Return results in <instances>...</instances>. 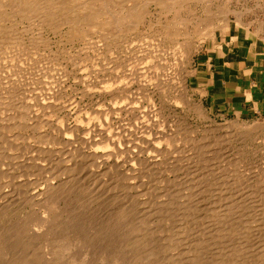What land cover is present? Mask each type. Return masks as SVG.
Wrapping results in <instances>:
<instances>
[{
  "label": "rangeland",
  "instance_id": "1",
  "mask_svg": "<svg viewBox=\"0 0 264 264\" xmlns=\"http://www.w3.org/2000/svg\"><path fill=\"white\" fill-rule=\"evenodd\" d=\"M44 1L59 9L53 18L43 13L39 34L22 10L0 5V30L14 24L36 51L16 56L8 46L13 54L3 56L8 50L1 47L2 79L12 62L35 59L39 75L27 80L26 101L50 95L43 109L31 101L43 128L5 121L0 150L1 136L10 137L9 147L19 145L15 155L43 146V184L53 174L69 180L37 213L43 264H264V118L213 116L194 90L205 49L230 27L264 41V0ZM86 6L100 11L93 24L81 21ZM10 168L0 174L3 186L19 173L37 176ZM34 229L16 241L18 260L37 255L29 247L42 231Z\"/></svg>",
  "mask_w": 264,
  "mask_h": 264
},
{
  "label": "bare ground",
  "instance_id": "2",
  "mask_svg": "<svg viewBox=\"0 0 264 264\" xmlns=\"http://www.w3.org/2000/svg\"><path fill=\"white\" fill-rule=\"evenodd\" d=\"M67 1V0H66ZM143 1V0H142ZM150 1V0H149ZM154 1V0H151V2ZM62 2V1H61ZM146 2V1H145ZM148 2V1H147ZM150 2V3H151ZM47 3V2H46ZM50 4V1L48 2ZM125 3V2H124ZM1 4H5V5H8L6 8H16V9H20L22 10V13L24 14V16L27 17V20L28 21H32V22H38V31L37 33H43V18L45 16H43V13L45 14H48L49 17L51 16L52 18L54 17L53 15H56V11L57 9H59V6L57 7V9L53 8L54 6L56 7V4L54 5V3L52 4V6L48 7V5H45V1H44V5H43V0H0V5ZM85 4V3H84ZM83 5V4H82ZM86 5V4H85ZM45 6V7H44ZM61 6V5H60ZM63 6V5H62ZM138 6V5H137ZM52 7V8H51ZM64 7V6H63ZM133 7V6H132ZM136 7V6H135ZM4 8V9H6ZM75 8H77L75 6ZM91 7H84L83 11L84 10H87L86 13L82 11V13L86 14L84 15V17L81 19L82 22H86L88 24H93L94 21H96L97 18H99L100 16V11H96L95 9H90ZM134 8V7H133ZM62 9V8H61ZM74 9V8H73ZM229 9V8H228ZM19 10V12H20ZM18 12V11H16ZM13 13V12H12ZM63 14L65 12H62ZM58 14V13H57ZM66 14V13H65ZM145 14V13H144ZM189 14V13H188ZM234 14V13H233ZM61 15V14H60ZM58 16V15H57ZM56 16V17H57ZM64 16V15H61V17ZM186 16V15H185ZM48 17V16H47ZM60 17V16H59ZM60 17V18H61ZM78 17V16H77ZM135 18V17H133ZM24 19V18H23ZM12 20V19H11ZM56 20V19H55ZM69 20V19H68ZM136 20V19H135ZM54 21V20H53ZM57 21V20H56ZM64 21V20H63ZM62 21V22H63ZM49 22V21H48ZM47 22V23H48ZM60 22V21H59ZM58 22V23H59ZM69 22V21H68ZM106 22V21H105ZM52 23V22H50ZM66 23H67V19H66ZM177 23V22H176ZM175 23V24H176ZM4 24V23H3ZM18 24V23H17ZM32 24V23H31ZM30 24V25H31ZM35 24V23H34ZM56 24V23H55ZM130 24V23H129ZM36 25V24H35ZM50 25V24H49ZM60 25V24H58ZM57 25V26H58ZM204 25V24H203ZM54 26V25H53ZM56 26V27H57ZM64 26V25H63ZM75 26V25H74ZM137 26V25H135ZM16 26L13 24V26L11 27V31H8L7 30H3L1 29L0 30V49L1 47H6L8 51H6L7 53H3L2 52V49H1V52L0 53H3V56L5 55H8V54H15L16 56L17 55H24L27 56V55H33V53H36V51L34 49H32V46L30 47H27L28 44H25L24 43V39L22 40V37L23 35L21 36L18 32L19 30L17 28H15ZM29 27V26H28ZM31 27H36L34 26L33 24L31 25ZM52 27V26H51ZM55 27V26H54ZM55 27V28H56ZM59 27V26H58ZM124 27V26H123ZM242 27V26H241ZM248 28V27H247ZM24 29V28H23ZM227 30V29H226ZM7 31V32H6ZM25 31V30H24ZM26 31H31V28L30 30H26ZM25 31V32H26ZM35 31V32H36ZM22 32V30H21ZM34 33V32H32ZM28 34V32H27ZM255 34H258V33H255ZM34 35V34H33ZM31 35V36H33ZM42 35V34H41ZM40 35V36H41ZM107 35V34H106ZM187 35H189L187 33ZM36 36V35H35ZM39 36V37H40ZM108 37V36H107ZM116 37V36H114ZM187 37V36H186ZM190 37V36H189ZM31 38H34L31 37ZM38 38V37H37ZM89 38V37H88ZM91 39V38H90ZM28 40V39H27ZM30 41V40H29ZM35 41V40H33ZM38 41H41V40H38ZM89 41V40H88ZM177 41V40H176ZM46 42V41H45ZM72 42V41H71ZM40 43V42H39ZM32 44V43H31ZM33 44H37L39 46V44L36 42V43H33ZM41 44V43H40ZM180 44V42H179ZM185 44V43H184ZM187 44V43H186ZM27 45V46H26ZM36 45V46H37ZM8 46L9 47H12V51L13 53L8 49ZM180 46V45H179ZM177 47V46H176ZM183 48V47H182ZM188 48V46H187ZM177 49V48H176ZM5 50V49H4ZM15 50V52H14ZM186 50V49H184ZM191 50V49H190ZM21 52H24V54H22ZM148 54V53H147ZM164 54V53H162ZM161 54V55H162ZM169 54V53H168ZM173 54V53H172ZM171 54V55H172ZM13 55V58L14 56ZM39 55V53H38ZM37 55V56H38ZM174 55V54H173ZM40 56V55H39ZM24 57V56H23ZM161 57V56H160ZM163 57V56H162ZM169 57V56H168ZM3 58V57H2ZM8 58V57H5L4 60ZM22 58V57H21ZM40 58V57H39ZM43 58V57H42ZM41 58V59H42ZM155 58V57H154ZM10 60V57L8 58ZM18 59H20L18 57ZM23 59V58H22ZM26 59V58H25ZM23 59V60H25ZM30 59V58H29ZM40 59V60H41ZM35 60V59H34ZM33 59H30L28 60L29 63H25L22 62V63H25L24 65L22 66H18V61L17 64L14 63V65H11L10 64V72H9V76H6V77H3L4 79H2V76L0 73V112H1V118H0V130L4 132V130H8L10 126H12L13 128H16V127H21L23 125H26V127H32L31 129H37L38 128H43V115L42 117H39V115H37L35 109H33V106L32 104L35 103L34 101L39 100V107L41 106V109H43V96H44V99H46L47 97V94L46 95H43V91L41 94L39 95H36V97H34V99L30 100L28 103L26 101V97L25 95L28 93V81L31 78H33L31 75L36 73L35 76L39 75L37 74V72L35 71L37 69V65L36 63L34 62ZM10 61H13L12 58ZM9 61V62H10ZM15 61V59H14ZM15 61V62H16ZM22 61V60H21ZM37 61V60H35ZM3 61H0V65H2ZM188 62V61H187ZM5 63V62H4ZM7 64V63H6ZM43 64V63H42ZM5 66L3 65L2 67V70L6 69L4 68ZM1 68V67H0ZM1 70V71H2ZM3 70V71H4ZM40 70V69H39ZM2 71V72H3ZM41 71V70H40ZM6 73V72H5ZM41 73V72H40ZM43 73V72H42ZM7 74V73H6ZM5 74V75H6ZM3 75V74H2ZM42 76V75H41ZM23 77V78H22ZM43 77V76H42ZM38 78V76L36 77ZM41 78V77H40ZM56 79V78H55ZM54 79V80H55ZM37 80V79H36ZM60 80V79H59ZM40 81V80H39ZM30 82V81H29ZM38 82V80H37ZM28 83V84H27ZM35 83V82H33ZM41 83V82H40ZM50 84V83H49ZM32 85V83H31ZM41 86V85H40ZM31 87V86H30ZM33 87V86H32ZM42 87V86H41ZM35 88V87H34ZM30 89V88H29ZM42 89V88H41ZM44 89V88H43ZM46 89V88H45ZM28 90V91H26ZM32 90V89H31ZM48 90V89H47ZM51 90V89H50ZM53 90V88H52ZM51 90V91H52ZM45 91V90H44ZM27 92V93H26ZM32 91H30L31 93ZM34 93V91H33ZM55 93V92H54ZM53 93V94H54ZM58 93V92H57ZM61 93V92H60ZM32 94V93H31ZM45 94V93H44ZM46 96V97H45ZM50 96V95H49ZM49 96L47 97L49 99ZM53 96V95H52ZM28 97L30 98V96L28 95ZM32 97V96H31ZM57 98V97H56ZM41 99V100H40ZM57 100V99H56ZM31 101L33 103H31ZM48 101V100H47ZM36 102V103H37ZM53 102V101H52ZM48 103V102H47ZM51 103V101H50ZM48 103V104H50ZM59 103V102H58ZM47 104V106H48ZM38 105L35 104V107H37ZM50 106V105H49ZM48 106V107H49ZM54 106H57V105H54ZM46 107V106H45ZM51 107H53L51 105ZM59 107V105H58ZM33 109V110H32ZM38 109V108H37ZM40 109V108H39ZM44 109H47V108H44ZM57 109V108H56ZM67 109V108H66ZM32 110V111H31ZM62 110V109H61ZM70 111V110H69ZM42 112V111H41ZM40 113V112H39ZM69 114V113H68ZM27 117H28V120L29 122L27 121ZM8 119V120H6ZM11 120V122H13V124L10 125L9 127L7 125L4 126V124L2 125V123H5V121H9ZM23 121H26L24 123L26 124H22L21 123ZM46 121V120H45ZM10 122V121H9ZM46 124V123H45ZM75 125V124H74ZM59 126V125H58ZM8 127V128H6ZM25 127V126H24ZM72 127V126H71ZM75 127V126H74ZM60 128V127H59ZM20 129V130H21ZM74 129V128H73ZM80 129V128H79ZM26 130V129H25ZM13 131V130H12ZM11 131V132H12ZM73 131V130H72ZM71 132V131H70ZM75 132V131H74ZM91 132V131H90ZM15 133V132H14ZM17 133V132H16ZM41 133V132H40ZM66 133V132H65ZM2 134V133H1ZM7 134V133H6ZM5 134V135H6ZM74 134V133H73ZM155 134V133H154ZM15 135V134H14ZM14 135H12L14 137ZM18 135V134H17ZM76 135V134H75ZM74 135V136H75ZM101 139L102 137H104L101 134H98ZM7 136V135H6ZM8 136H11V135H8ZM19 136V135H18ZM16 137L17 140H25L27 142V137L25 138V136L23 135L21 138L19 137ZM32 136V135H31ZM30 136V137H31ZM42 136V135H41ZM5 137V136H4ZM90 137V136H88ZM10 137H6V139L8 140ZM25 138V139H24ZM32 138V137H31ZM42 138V137H41ZM73 138V137H72ZM76 138V136L74 137ZM74 138L72 139L73 141H71L70 137L68 136V141H71L72 143H76L74 140ZM98 138V137H97ZM105 138V137H104ZM15 139V138H14ZM53 139V138H52ZM78 141L80 138H77ZM83 139V138H82ZM95 139V138H94ZM99 139V140H101ZM1 140H2V149L0 151H2V153L0 154V174H6L7 171H5L6 167H9L11 166V168L13 169H19L21 170L20 172H22L23 170L27 169V170H33V173L35 172L37 174V176L35 175V173H31L32 176H36L33 180H30L29 178H27V175L26 177L24 176V174H22L23 176H20L19 177V174H16L13 176V182L11 181V184L9 183H6L4 184L5 186H3L2 184V180L0 181V191L6 189L5 187H8L9 189L7 190V192H4V194H2L0 196V264H43V216L41 218V215L40 217L37 216V213H39V211H42V214H43V202H44V199L46 200L47 197L49 196H52L53 195V192L56 191V190H59L62 185H65L66 182L68 183V181L65 179V181H59V178L56 176L57 174H53V176L51 177L53 180H51V178H49L51 181L47 180L48 182L43 184V169H45V167L43 168V158H41L43 156V146L42 147H39L38 148L36 147V149H34V147H27V146H23L21 148H23L20 152L22 154H14V150H20L19 149V145L17 147L13 146L12 143L11 145L13 147H9L7 145V140H5L2 136H1ZM81 140V139H80ZM86 140V138L84 139ZM84 140H82L84 142ZM96 140V139H95ZM107 140V139H106ZM98 141V140H96ZM10 142V141H9ZM12 142V140H11ZM67 142V141H66ZM70 142V143H71ZM81 143L83 146L84 143ZM86 144L88 143V145L90 144V146L93 144V141L92 140H89V138L85 141ZM102 142H104L102 140ZM43 143V142H42ZM7 146H6V145ZM16 144V143H15ZM78 144V143H77ZM95 144V142H94ZM99 144V142H98ZM1 145V144H0ZM71 146H73L72 144H70ZM30 146V145H29ZM68 146V145H67ZM90 146H86L88 148H90ZM94 146V145H93ZM85 147V145H84ZM66 148V147H65ZM87 148V149H88ZM101 149V148H100ZM178 149V148H177ZM84 150V149H83ZM97 150V149H96ZM15 151V153H16ZM93 152V151H92ZM91 151L88 154V160H89V154L92 153ZM47 153V152H46ZM54 153V152H53ZM71 153V152H69ZM82 154V153H81ZM97 153H95L96 155ZM95 155L93 157H95ZM99 155V154H98ZM97 156V155H96ZM84 157V155H83ZM92 157V158H93ZM99 157V156H98ZM103 158V156L101 155L99 158ZM86 158V157H85ZM41 159V161H40ZM57 159V158H56ZM60 159V158H59ZM80 159V158H78ZM77 159V160H78ZM84 159V158H83ZM87 159V158H86ZM84 159V160H86ZM98 159V158H97ZM108 159V158H107ZM82 162L83 160L80 159ZM79 160V162H81ZM87 160V161H88ZM93 161L95 160V164H96V157L95 159H92ZM100 160V159H99ZM76 161V160H75ZM93 161L91 163H93ZM103 161V159H102ZM101 161V163H102ZM54 162V161H53ZM66 162V161H65ZM52 163V162H51ZM61 163V162H60ZM75 163V162H74ZM90 163V162H89ZM90 163V164H91ZM93 163V164H94ZM99 163V162H98ZM104 163V162H103ZM73 167L76 166V164H72ZM89 165V164H88ZM92 165V164H91ZM50 166V165H48ZM52 166V165H51ZM69 167V165H68ZM71 167V166H70ZM77 167V166H76ZM87 167V166H86ZM5 168V169H4ZM10 168V169H11ZM52 168V167H51ZM67 168V167H65ZM78 168V167H77ZM90 168V167H89ZM93 168V167H92ZM9 169V168H8ZM12 169V171H13ZM55 169V167H54ZM69 169V168H67ZM74 169V168H73ZM86 169V168H85ZM26 170V171H27ZM46 170H48L46 168ZM70 170V169H69ZM82 170V169H81ZM25 171V172H26ZM50 172V170H48ZM47 171V172H48ZM56 171V170H55ZM61 171V170H60ZM9 172V171H8ZM15 172V171H13ZM24 172V171H23ZM46 172V173H47ZM48 172V173H49ZM110 172V171H108ZM29 173V172H28ZM52 172L51 171V175H52ZM59 173V172H57ZM70 173V172H69ZM76 173V172H75ZM79 173V172H78ZM14 174V173H13ZM50 174V173H49ZM68 174V172H67ZM105 174V173H104ZM7 175V174H6ZM21 175V174H20ZM31 175L29 177H31ZM58 178H56L55 176ZM45 176H47V174H45ZM59 176V175H58ZM70 176V175H69ZM72 176V175H71ZM7 177V176H6ZM10 177V176H9ZM49 177V176H48ZM56 179H54V178ZM108 177V176H107ZM4 178V176H3ZM12 178V176H11ZM73 178V177H72ZM68 179V178H67ZM5 180V179H4ZM12 180V179H10ZM74 180V179H73ZM9 180H7L6 182H8ZM93 181V180H92ZM109 181V180H108ZM2 183V184H1ZM70 183V182H69ZM73 184V183H72ZM76 185V184H75ZM125 186V185H124ZM127 187V186H126ZM63 188V187H62ZM87 188V187H86ZM96 189V188H95ZM133 189V187H132ZM111 190V189H110ZM1 193V192H0ZM138 195V194H137ZM159 196V195H158ZM157 197V196H156ZM148 199V198H147ZM148 201V200H147ZM245 203V202H244ZM258 207V206H257ZM201 209V208H200ZM253 210V209H252ZM142 211V210H141ZM139 213V212H138ZM227 213V212H226ZM28 215H31V216H35L37 219L36 221H33V220H26L27 219L26 217ZM241 214V213H240ZM190 215V214H189ZM145 216V215H144ZM191 216V215H190ZM262 216V215H261ZM145 218V217H144ZM11 220V221H10ZM164 221V220H163ZM246 222V221H245ZM37 228L36 230L39 231V233H41L42 231V234H40V238L41 240L39 239V234L36 235V239L38 241V245H36L34 243V245L31 247H29V250L31 248H33L32 250L37 253L36 256H32L30 258L26 257L27 259H22V260H18V258H16L14 256V251L15 250V246H16V241H23L22 238L23 236L26 235L25 232L29 231L31 228ZM198 228V227H197ZM182 229V228H181ZM251 229V228H250ZM35 230V229H34ZM35 230V231H36ZM35 236V235H34ZM246 236V235H245ZM254 238V237H253ZM24 239V238H23ZM186 239V238H185ZM35 240V239H34ZM182 240V239H181ZM262 240V239H261ZM235 241V240H234ZM196 242V241H195ZM25 243V242H24ZM23 245V244H22ZM18 250V249H17ZM233 250V249H232ZM19 251V250H18ZM202 251V250H201ZM207 251V250H206ZM29 254H27L28 256ZM225 256V255H224ZM15 257V258H14ZM25 257V256H24ZM23 257V258H24ZM219 257V256H218ZM221 257V256H220ZM177 261V260H176ZM252 261V260H251ZM263 264V263H262Z\"/></svg>",
  "mask_w": 264,
  "mask_h": 264
},
{
  "label": "crops",
  "instance_id": "3",
  "mask_svg": "<svg viewBox=\"0 0 264 264\" xmlns=\"http://www.w3.org/2000/svg\"><path fill=\"white\" fill-rule=\"evenodd\" d=\"M237 26L205 49L196 68L194 90L213 116L264 118V41Z\"/></svg>",
  "mask_w": 264,
  "mask_h": 264
}]
</instances>
